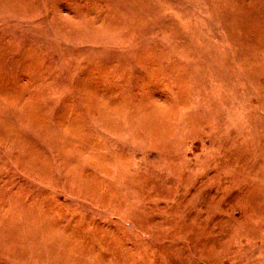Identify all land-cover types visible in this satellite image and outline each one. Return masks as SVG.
Returning a JSON list of instances; mask_svg holds the SVG:
<instances>
[{"label":"rangeland","instance_id":"1","mask_svg":"<svg viewBox=\"0 0 264 264\" xmlns=\"http://www.w3.org/2000/svg\"><path fill=\"white\" fill-rule=\"evenodd\" d=\"M0 264H264V0H0Z\"/></svg>","mask_w":264,"mask_h":264}]
</instances>
